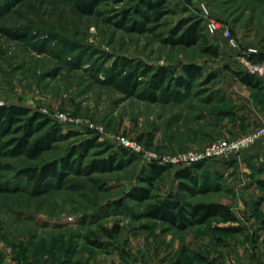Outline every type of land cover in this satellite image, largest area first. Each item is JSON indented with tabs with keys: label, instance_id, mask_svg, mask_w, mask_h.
I'll return each instance as SVG.
<instances>
[{
	"label": "rangeland",
	"instance_id": "1",
	"mask_svg": "<svg viewBox=\"0 0 264 264\" xmlns=\"http://www.w3.org/2000/svg\"><path fill=\"white\" fill-rule=\"evenodd\" d=\"M94 1V12L82 15L81 0H0V107L30 111L0 127V264H264V153L248 155L246 148L202 161L193 170L202 192L190 197L175 180L184 167L160 165L116 141L126 137L160 159L256 130L240 133L235 99L241 90L255 100L258 93L231 69L242 72L239 59L248 48L264 55V0H166V15L144 24L141 34L119 26L125 11L126 25L143 22L139 0ZM201 3L228 28L235 52L206 30L218 58L199 46L163 42L182 19L199 17ZM184 64L201 69L186 89L169 77L154 80L160 68L182 75ZM35 114L47 124L37 125ZM26 136L47 145L36 160L12 154L15 140ZM123 150L125 159L133 157L125 168L85 172L91 162ZM52 163L61 180L34 192L20 171ZM151 164L167 167L152 198L128 199L133 188H147L141 179ZM168 194L224 204L237 222L213 219L177 230L141 217ZM118 201L121 207L114 206Z\"/></svg>",
	"mask_w": 264,
	"mask_h": 264
},
{
	"label": "trees",
	"instance_id": "2",
	"mask_svg": "<svg viewBox=\"0 0 264 264\" xmlns=\"http://www.w3.org/2000/svg\"><path fill=\"white\" fill-rule=\"evenodd\" d=\"M166 0H139V5L135 8L137 15L143 22L130 21L126 25L125 17L129 12L125 11L123 15V22H120V28L126 32L144 33L147 31L144 24H150L160 21L165 15L166 10L164 5ZM97 4L94 0H81L80 4L76 6L77 11L82 15H91L94 12ZM145 9V10H144ZM166 45L193 47L199 46L203 54L209 55L213 58L219 57V49L214 45L205 32L203 20L200 17H189L182 19L174 31L164 39ZM251 60L254 62L264 60V55H251ZM165 68H160L154 76V80L158 83H163L169 77L171 83L176 87L186 89L191 83L201 77L200 67L193 64H184L182 66V75L172 77L167 73ZM231 72L239 79V81L248 88L257 89L260 92L263 90V83L256 80L254 77L247 75L240 71ZM171 83L167 84L170 85ZM264 99V93H263ZM30 111L26 108L18 106L0 107V127L12 126L28 116ZM44 119L41 115L35 114L33 120ZM31 120H29V123ZM48 122V121H47ZM47 123L41 120L37 125L42 126ZM59 131H56L58 134ZM60 136V135H59ZM90 141H88L89 143ZM15 147L12 149L13 156L24 157L28 160H36L45 150L47 145L43 139H37L29 142L26 137H21L15 140ZM128 152L122 151L121 154L110 155L105 159L93 161L89 164L85 172L93 171H114L121 170L131 164L132 158L125 159ZM195 163L189 167L179 168L175 171V180L178 181L177 189L180 192H186L190 197L198 195L202 190L199 185V178L194 175L193 170L199 169L200 164ZM57 164L43 165L41 168L27 167L20 171L33 186V191L37 192L42 185L48 180L60 181L61 174L56 168ZM167 167L151 164L148 166L145 174L142 176V183L147 185V188L136 187L133 188L126 196L128 199L144 202L150 200L151 192L154 189L155 182L166 172ZM123 203L116 202L114 206L121 207ZM143 218H149L159 221L163 224H168L177 230H185L191 226L205 225L213 219H217L222 223H235L237 218L229 207L221 203H189L181 202L175 199L173 194H168L166 197L154 202L145 207L141 214ZM117 232V227L113 229ZM108 237H112V233L106 232ZM93 246L100 248V243H90Z\"/></svg>",
	"mask_w": 264,
	"mask_h": 264
},
{
	"label": "built area",
	"instance_id": "3",
	"mask_svg": "<svg viewBox=\"0 0 264 264\" xmlns=\"http://www.w3.org/2000/svg\"><path fill=\"white\" fill-rule=\"evenodd\" d=\"M197 14L203 20L205 30L209 35H215L220 33L222 37L226 38L228 43L232 46L235 45L234 40L227 27L220 24L216 19L211 16L207 5L201 3L197 6ZM257 54V50L254 48H248L239 59L242 72L254 77L264 85V60L254 62L251 60V55ZM65 121V119H61ZM264 136V128L256 129L249 134L232 140L216 141L208 144L203 149L188 150L182 153L175 154L170 157H163L157 159L154 155L144 151L137 143L131 141L126 137H117V144L122 149L127 150L130 153L137 155H144L150 161H158L160 165H169L173 167H187L189 165L199 163L205 160L217 159L222 157H228L240 150L253 146L261 137Z\"/></svg>",
	"mask_w": 264,
	"mask_h": 264
},
{
	"label": "crops",
	"instance_id": "4",
	"mask_svg": "<svg viewBox=\"0 0 264 264\" xmlns=\"http://www.w3.org/2000/svg\"><path fill=\"white\" fill-rule=\"evenodd\" d=\"M216 38L218 39V43L221 42L222 48L228 49V52H233L234 49L229 46V43L222 38L220 33ZM216 35V34H215ZM235 52V51H234ZM239 84V83H238ZM243 89H246L245 86H241ZM248 88V87H247ZM263 90L260 92L257 89H252L255 94H257V99L255 97H250L249 92L245 90H241L242 96L238 99H235V113L237 115V124H240L243 128L240 133L249 132L252 129L264 128V85L262 86ZM250 151L247 153L248 155L259 153H264V136L261 137L253 146L249 147ZM246 153V151H245ZM87 264H93L92 262Z\"/></svg>",
	"mask_w": 264,
	"mask_h": 264
}]
</instances>
